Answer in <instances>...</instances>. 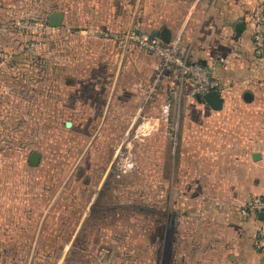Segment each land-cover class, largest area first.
<instances>
[{
  "label": "rangeland",
  "instance_id": "374dc122",
  "mask_svg": "<svg viewBox=\"0 0 264 264\" xmlns=\"http://www.w3.org/2000/svg\"><path fill=\"white\" fill-rule=\"evenodd\" d=\"M74 2L0 0V42L8 54L30 53L21 70L0 67V193L18 198L14 207L25 214V245L0 252L8 257L22 247L24 264H169L160 246H176V204L160 179L175 177L169 127L178 111L167 123L149 119V136L134 145V169L117 173L116 150L150 103L145 94L135 102L131 91L117 90L119 69L127 63L128 86L149 73L141 44L149 33L95 27L99 18ZM54 11L66 14L57 28L47 23ZM102 31L119 36L120 59ZM130 44L137 53L125 58ZM32 152L40 153L35 166Z\"/></svg>",
  "mask_w": 264,
  "mask_h": 264
},
{
  "label": "crops",
  "instance_id": "0c3cea01",
  "mask_svg": "<svg viewBox=\"0 0 264 264\" xmlns=\"http://www.w3.org/2000/svg\"><path fill=\"white\" fill-rule=\"evenodd\" d=\"M262 3L263 0H82L88 18H99L95 27L112 32L126 27L146 28L151 35L166 27L170 40H178L181 51L191 60L215 65L221 109H212L193 97L186 80H166L145 109V117L163 123L171 118L174 107L178 111L179 142L172 164L175 177L160 179L161 186L167 188L168 202L176 204L171 216L175 220L176 246H160L162 256L168 250L169 264H264V240L263 247L257 245V232L264 221L247 210L254 196H264V54L254 48L250 18ZM67 11L73 12V6ZM239 22L244 28L235 36L234 28ZM118 39L109 36L103 41L113 43L120 59ZM134 48L130 44L124 57L136 54ZM6 51V44L0 42V61L15 63L18 70L23 68L22 60L30 58V53ZM149 56V73L139 82L133 80V85L124 81L127 63L119 69L117 90L131 91V101L140 102L157 66V57ZM171 83L176 92L170 99L169 114L163 115L160 105ZM17 199L0 193V251L1 246L25 245V214L14 207ZM169 218L168 212L162 214L164 228ZM21 248H10L8 254L15 258L0 252V264H24L19 256Z\"/></svg>",
  "mask_w": 264,
  "mask_h": 264
},
{
  "label": "built area",
  "instance_id": "2783aa9c",
  "mask_svg": "<svg viewBox=\"0 0 264 264\" xmlns=\"http://www.w3.org/2000/svg\"><path fill=\"white\" fill-rule=\"evenodd\" d=\"M250 18L253 23L252 37L254 48L258 54H264V0L261 7L254 11ZM102 34L105 36L110 35L115 39L119 38L115 33L102 31ZM130 35H133V33L131 32ZM141 44L147 52L155 55L158 59L157 66L152 73L145 92L146 101L151 102L153 100L157 91L166 80L189 81L193 97L218 89L220 82L214 74L215 65L202 64L199 61L191 60L185 52L181 51L178 40L164 42L158 37L143 33L141 34ZM175 92V84H169L167 86V97L160 105V112L163 115L169 114L170 99L175 96ZM149 119L143 114L137 125L130 130V133L125 136L117 148L113 160L117 173L125 175L134 169V145L137 141H142L149 136L150 129L153 127ZM169 129L172 147L176 148L179 140L178 121L172 122ZM247 210L259 217L258 215L264 212V196H254L247 204ZM262 220L264 221V218ZM257 240V245L263 247L261 241L264 240V225L258 229Z\"/></svg>",
  "mask_w": 264,
  "mask_h": 264
},
{
  "label": "water",
  "instance_id": "95a60500",
  "mask_svg": "<svg viewBox=\"0 0 264 264\" xmlns=\"http://www.w3.org/2000/svg\"><path fill=\"white\" fill-rule=\"evenodd\" d=\"M63 18V14L59 11H54L48 15L47 23L48 26L51 28H57L60 26L61 21ZM244 25L243 23L239 22L236 24L234 30H235V36H239L241 31L243 30ZM154 37H159L164 42L170 41V32L166 27H163L158 33L153 35ZM195 98L198 101H204L206 102L212 109L219 110L222 107V98L219 95V93L216 90H211L207 93H204L203 95H196ZM40 159V153L38 152H32L30 155L29 163L32 166H35L38 164ZM259 218H264V212H261L259 215Z\"/></svg>",
  "mask_w": 264,
  "mask_h": 264
},
{
  "label": "flooded vegetation",
  "instance_id": "af4514ba",
  "mask_svg": "<svg viewBox=\"0 0 264 264\" xmlns=\"http://www.w3.org/2000/svg\"><path fill=\"white\" fill-rule=\"evenodd\" d=\"M31 155V154H30ZM29 159H30V156H29ZM30 164V163H29Z\"/></svg>",
  "mask_w": 264,
  "mask_h": 264
},
{
  "label": "trees",
  "instance_id": "16d2710c",
  "mask_svg": "<svg viewBox=\"0 0 264 264\" xmlns=\"http://www.w3.org/2000/svg\"><path fill=\"white\" fill-rule=\"evenodd\" d=\"M17 63V62H16ZM15 64V63H14Z\"/></svg>",
  "mask_w": 264,
  "mask_h": 264
}]
</instances>
